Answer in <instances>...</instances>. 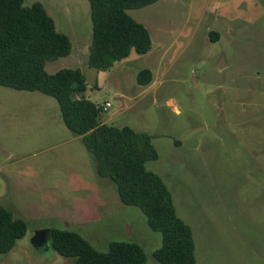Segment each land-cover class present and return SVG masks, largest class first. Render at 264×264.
<instances>
[{"label": "rangeland", "instance_id": "374dc122", "mask_svg": "<svg viewBox=\"0 0 264 264\" xmlns=\"http://www.w3.org/2000/svg\"><path fill=\"white\" fill-rule=\"evenodd\" d=\"M36 2L72 45L70 55L46 64L47 73L80 69L82 96L110 104L102 122L152 137L158 158L145 169L161 178L191 228L195 264H264V0H157L129 10L151 48L105 72L87 66L88 2L24 5ZM143 69L152 73L145 87L136 83ZM62 130L53 98L0 86V206L28 226L0 264H69L47 240L32 243L50 229L78 232L103 252L113 241L134 242L145 264H160L153 257L160 234L139 209L121 204L82 143H69ZM248 233L258 236L257 251L237 242Z\"/></svg>", "mask_w": 264, "mask_h": 264}, {"label": "trees", "instance_id": "16d2710c", "mask_svg": "<svg viewBox=\"0 0 264 264\" xmlns=\"http://www.w3.org/2000/svg\"><path fill=\"white\" fill-rule=\"evenodd\" d=\"M86 1L92 23L89 68L105 72L131 52L143 55L150 50L148 30L127 11L144 8L157 0ZM71 50L69 37L56 29L41 3L25 6L24 0H0V86L53 98L65 127L72 135L81 137L92 156L97 176L109 180L121 204L139 209L148 228L160 234L161 246L153 253L154 259L160 264H195L191 228L177 216L172 195L161 178L145 169L146 162L158 158L152 137L128 127L102 123L101 106L82 96L86 84L80 69H62L54 74L45 71L48 62L67 57ZM151 82L150 70L137 73L139 86ZM27 227L10 209L0 206V255L15 247L26 235ZM46 232L51 249L70 260L69 264L146 262L142 248L134 242L113 241L103 252L78 232Z\"/></svg>", "mask_w": 264, "mask_h": 264}, {"label": "crops", "instance_id": "0c3cea01", "mask_svg": "<svg viewBox=\"0 0 264 264\" xmlns=\"http://www.w3.org/2000/svg\"><path fill=\"white\" fill-rule=\"evenodd\" d=\"M49 15V14H48ZM50 16V15H49ZM74 69H76V68H74ZM62 70V69H61ZM45 71H46V65H45ZM60 71V70H59ZM47 72V71H46ZM58 72V71H57ZM56 73V72H55ZM48 74H51V73H48ZM52 74H54V73H52ZM28 93H35V92H28ZM29 95H36V94H29ZM31 97H34V96H31ZM43 113H41V112H35V113H32L31 115H33V117H35V116H43L42 115ZM61 116V115H60ZM55 117H56V115H55ZM62 119V118H61ZM59 121V120H58ZM102 123H104V122H102ZM64 124V123H63ZM105 124V123H104ZM65 126V125H64ZM61 134H62V136L65 138V140L66 141H68L69 143H75L76 145H77V147H82L81 146V143H82V140H81V137H77V136H74V135H72L71 134V132H69V130H68V132H66V130H62L61 131ZM82 145H83V143H82ZM84 146V145H83ZM84 149H85V147H84ZM86 150V149H85ZM99 179H101V178H99ZM231 231H254L255 229L254 228H231L230 229ZM236 237H237V242H240V243H247L248 245H250V250L252 251V250H254V251H257L258 250V247H257V243H256V240L258 239L257 237V235H255V234H250V233H248V234H243V235H236ZM262 238H264V237H262ZM262 241V240H261ZM260 247H259V249L262 251V252H264V241H262L261 243H260ZM257 254H259V253H257ZM259 256H261V254L259 255Z\"/></svg>", "mask_w": 264, "mask_h": 264}, {"label": "water", "instance_id": "95a60500", "mask_svg": "<svg viewBox=\"0 0 264 264\" xmlns=\"http://www.w3.org/2000/svg\"><path fill=\"white\" fill-rule=\"evenodd\" d=\"M221 68V66H220ZM47 230H39L35 233L34 237H33V243L37 244V245H41L42 242H44L45 240H47Z\"/></svg>", "mask_w": 264, "mask_h": 264}, {"label": "built area", "instance_id": "2783aa9c", "mask_svg": "<svg viewBox=\"0 0 264 264\" xmlns=\"http://www.w3.org/2000/svg\"><path fill=\"white\" fill-rule=\"evenodd\" d=\"M103 112L107 111L108 108H110V104L109 103H105L103 106H101Z\"/></svg>", "mask_w": 264, "mask_h": 264}]
</instances>
